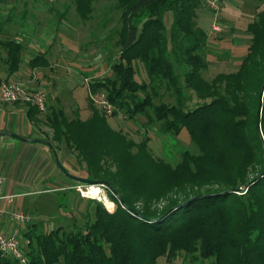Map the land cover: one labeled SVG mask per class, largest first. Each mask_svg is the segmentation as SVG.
I'll list each match as a JSON object with an SVG mask.
<instances>
[{
    "label": "trees",
    "instance_id": "16d2710c",
    "mask_svg": "<svg viewBox=\"0 0 264 264\" xmlns=\"http://www.w3.org/2000/svg\"><path fill=\"white\" fill-rule=\"evenodd\" d=\"M74 1L90 18L94 0ZM204 2L117 0L119 60L111 64L112 75L90 84L92 93L103 92L114 105V115L122 110L146 117L176 136L186 128L198 153L181 148L175 163L155 157L149 134L137 142L113 128L92 97L86 120L68 119L53 104L46 112L29 105L30 120L46 114L53 154L63 145L74 150L86 163L87 178L109 182L105 188L116 204L110 210L81 196L94 202V217L70 230L38 233L39 223L31 221L23 232L31 264H161V256L172 261L181 253L211 264H264V9L248 26L252 41L238 69L209 80L203 70L211 61L201 52L209 37L198 23ZM0 46L11 76L21 68L24 46L9 38ZM30 64L47 66L48 59L40 54ZM141 67L147 77L140 81ZM7 79L0 77V84ZM163 86L174 91L175 103H156ZM189 89L200 101H192ZM162 201L167 203L157 208ZM0 264L19 263L0 253Z\"/></svg>",
    "mask_w": 264,
    "mask_h": 264
},
{
    "label": "rangeland",
    "instance_id": "374dc122",
    "mask_svg": "<svg viewBox=\"0 0 264 264\" xmlns=\"http://www.w3.org/2000/svg\"><path fill=\"white\" fill-rule=\"evenodd\" d=\"M204 1V5L198 10V23L209 37L207 46L201 52L211 61L203 70L204 78L211 80L219 72L236 71L240 66L252 41L248 26L264 9V0H218L220 6L217 10ZM92 6L91 17L84 19L74 0H0V39H15L24 46L23 63L17 73L23 80L33 81L32 85L35 87L41 86L39 88L47 92L48 107L50 104L60 106L68 119L79 117L86 120L91 117L90 97H99V93L103 92L92 93L90 84L106 75H112L111 64L119 60L121 51L118 40L122 11L117 0H94ZM40 54L48 59V65L32 67L30 59ZM6 59L7 50L0 46V75L3 79L9 75ZM177 71L181 73L178 65ZM146 77V72L141 67L137 78L141 81ZM172 92L174 91L163 86L156 103H175L177 98ZM185 93L192 96L193 102L200 101L192 90H185ZM93 101L95 107L104 110L99 101ZM112 113H107L109 124L135 141L140 142L149 134V148L157 158L175 163L180 159L181 148L199 152L186 128L177 136L166 134L160 129L159 122L150 125L146 117L131 118L122 110L117 115ZM47 121L46 114H42L36 126L42 136L51 138L53 129ZM66 148L63 145L59 152L60 161L70 165L65 166L71 174L86 177V163L75 157L76 152H71L69 148L67 150L71 157H65ZM62 175L70 179L64 172ZM57 179L55 177L53 181L57 182ZM76 181L72 184L82 186L87 197L99 199L108 209H115L116 204L104 185ZM90 191H94V194ZM80 195V191L78 193L67 187L60 191L21 194L12 199V205L8 206L10 211L0 209L10 213L25 211L32 218L31 221L39 223L36 230L38 233L60 226L70 230L74 226L83 225L89 217H94V202ZM166 203L167 201L160 202L157 208H162ZM5 220L10 222L11 227L10 216L6 215ZM20 235L24 244L23 232ZM159 262L211 264L210 259L193 261L184 253L172 261L161 256Z\"/></svg>",
    "mask_w": 264,
    "mask_h": 264
},
{
    "label": "crops",
    "instance_id": "0c3cea01",
    "mask_svg": "<svg viewBox=\"0 0 264 264\" xmlns=\"http://www.w3.org/2000/svg\"><path fill=\"white\" fill-rule=\"evenodd\" d=\"M165 21L167 25L172 23L170 12L166 13ZM17 72L11 76L7 75V80L24 81L33 88L41 87L32 85L33 81L31 80H23L24 78L20 77ZM0 77L2 78V75ZM28 107L29 105L21 102L4 103L0 106V207L6 211H10L8 206L12 205V199L16 195L52 190L60 191L66 187L75 189L79 193L77 190L78 185L72 184L76 180L65 178L62 175L63 171L61 167L56 165L53 151L48 144L23 140L2 132L9 131L21 137L45 139V136H42L43 134L36 126L39 120L29 119ZM41 115L40 113L38 117L41 118ZM61 150L62 147H58V152ZM64 155L65 157H71L67 148ZM61 163L67 169L65 166L67 163L64 161ZM55 177L58 178L57 182L53 181ZM6 211L3 212L0 218V226L7 231H11L14 225L11 224L10 227V222H6L5 216H10V212ZM28 227L29 225L26 228Z\"/></svg>",
    "mask_w": 264,
    "mask_h": 264
},
{
    "label": "built area",
    "instance_id": "2783aa9c",
    "mask_svg": "<svg viewBox=\"0 0 264 264\" xmlns=\"http://www.w3.org/2000/svg\"><path fill=\"white\" fill-rule=\"evenodd\" d=\"M214 9H218L220 2L218 0H206ZM99 97H92L99 101L104 111L112 113L113 105L109 102L104 93H99ZM100 99V100H99ZM21 102L38 108L41 112H46L48 108L47 92L41 88H33L24 81H4L0 84V106L4 103ZM80 194L84 197L86 191L82 186L77 187ZM1 198V192H0ZM94 198V197H93ZM3 211L0 209V218ZM10 219L13 226L11 231H7L0 226V253L15 259L19 264H31L30 259L23 247L21 233L31 223V217L25 211H14L10 213Z\"/></svg>",
    "mask_w": 264,
    "mask_h": 264
},
{
    "label": "water",
    "instance_id": "95a60500",
    "mask_svg": "<svg viewBox=\"0 0 264 264\" xmlns=\"http://www.w3.org/2000/svg\"><path fill=\"white\" fill-rule=\"evenodd\" d=\"M262 103H263V98H261V104ZM261 113H262V106L260 105L259 108H258V110H257V121H258V124L259 125H260ZM2 132L3 133H6V134L13 135L15 137H19V138H21L23 140L45 143V144H48L51 148H53V145L51 144V142L49 140H46V139H39V138H32V137H21L18 134L11 133L9 131H2ZM53 150H54V157H55L56 163L61 168H63L65 170V167H63L62 163L60 162V159L58 157L57 152L55 151V149H53ZM65 173H67L68 175H70L72 178H74L78 182H82V183H99V184H102L104 186L109 185V182L107 180H100L99 181V180H93V179H90V178H87V177H79V176L70 174L69 172H67V170H65Z\"/></svg>",
    "mask_w": 264,
    "mask_h": 264
},
{
    "label": "bare ground",
    "instance_id": "6f19581e",
    "mask_svg": "<svg viewBox=\"0 0 264 264\" xmlns=\"http://www.w3.org/2000/svg\"><path fill=\"white\" fill-rule=\"evenodd\" d=\"M94 190L96 191L97 189L94 187ZM90 193L94 194V191H90Z\"/></svg>",
    "mask_w": 264,
    "mask_h": 264
}]
</instances>
